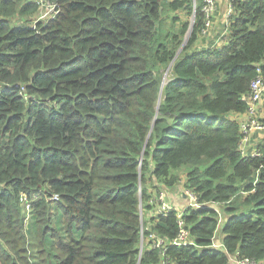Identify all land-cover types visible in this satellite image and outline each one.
I'll return each mask as SVG.
<instances>
[{"label":"trees","instance_id":"trees-1","mask_svg":"<svg viewBox=\"0 0 264 264\" xmlns=\"http://www.w3.org/2000/svg\"><path fill=\"white\" fill-rule=\"evenodd\" d=\"M55 1L43 20L38 0H0V264H159L141 234L174 237L176 212L140 210L181 168L229 216L216 249L217 212L185 209L194 245L169 246V263L264 264V153L242 157L229 118L264 72V0L235 1L227 43L202 49L200 0Z\"/></svg>","mask_w":264,"mask_h":264},{"label":"built area","instance_id":"built-area-1","mask_svg":"<svg viewBox=\"0 0 264 264\" xmlns=\"http://www.w3.org/2000/svg\"><path fill=\"white\" fill-rule=\"evenodd\" d=\"M216 1L217 0H201V13H202V26L200 32L202 35L210 32L212 28L215 12H216ZM235 0H228L226 3V8L224 11V25L229 27L230 17L234 11ZM41 5V4H40ZM39 5V7H40ZM59 8L56 3L48 4L45 11L39 16L43 20L51 19L55 14H57ZM264 94V74L262 73L261 64H255V75L252 77L249 83L248 92L242 96L246 101V109L244 112V118L239 121V129L241 132V138L238 143V150L242 157L245 156H261L259 150L253 152H248L246 145L249 141L250 133L254 131H264V121L258 116V104L262 99ZM183 194L186 198V207L198 208L202 206H207L210 202H199L196 198V194L190 188H185ZM29 196L21 192L19 195V202L23 211L24 220L28 221L32 216V203L28 199ZM50 200L56 201L58 199L57 194H52L49 196ZM156 203L157 213L161 215H167L169 211L174 210L173 206L170 205L164 196V192H160L156 198L150 200V203ZM176 213V225L177 232L172 238H167L160 235L156 231H150L147 235V244L151 248H156L159 250L160 261L159 264H170L169 259L166 256V251L170 245H194V241L189 237V229L184 219L182 218L181 211H175ZM155 213V212H154ZM211 247H217L216 243L211 241L209 245ZM232 264H260V261L250 260L245 257L232 256Z\"/></svg>","mask_w":264,"mask_h":264},{"label":"crops","instance_id":"crops-1","mask_svg":"<svg viewBox=\"0 0 264 264\" xmlns=\"http://www.w3.org/2000/svg\"><path fill=\"white\" fill-rule=\"evenodd\" d=\"M227 1L228 0H217L216 1V12H215L216 15L214 17V21H213L214 25H212V28L218 27L219 23H223L224 24V11H225V8H226ZM235 1H237V0H235ZM192 2H193V5L195 6V0H192ZM200 4H201V0H200ZM194 13H195V9H194ZM194 13L191 14L190 18H194ZM225 29H226L225 30L226 31V35L223 37V39H219V37L216 36V33H217L216 29H214L211 34H210V32H208L207 34L202 35V36H199L200 35L199 34L200 32H199L198 35H197V39L194 42V46L193 47L195 49H202V48L209 47V46H219L220 47V46L226 44L227 41H228L229 30H228V27H225ZM262 65H264V63H262ZM262 73L264 74L263 69H262ZM243 95H245V93H243L241 95V98H242ZM245 103H246V101H245ZM257 108H258V116H259V118H264V94H263L262 99L259 102ZM229 118L235 119L236 121H241V119L244 118V112L243 113H237V112L233 113V112H231V113H229ZM237 148H238V146H237ZM246 149H247V151L249 153L253 152L255 150H259L261 152V154L264 153V133L254 132L251 137L249 136V141H248V143L246 145ZM252 157H255V156H252ZM180 173H181L180 180L177 183H175V184H173L171 186H167V187H165L163 185H159L158 189L152 188V186L149 184L147 193L149 195H151L152 197H155L156 192L159 191V190H162V192H164V194H165V200L170 205L173 206L175 211H181L182 212V218H183V211L185 209L191 208V207H186L185 206L186 205V198H185V196L183 194V190L186 187L184 185L185 174H184L183 168L180 169ZM246 195L247 194L242 190V193H240L241 199H243V197H245ZM196 198L199 201V198H198L197 194H196ZM206 202H210V204L207 205V206L211 207L212 209H214L217 212V225H216V228L214 230L212 240H213L214 243H216L219 246L212 247V248H216V249H218V248L221 249L222 248L223 249L224 247H223V244H222V239L225 237V234L222 232V227H223V224L225 223L226 218L229 215L224 211L225 204L215 203L213 201H206ZM242 206H240V209H239L240 213L245 212L246 209L249 207L248 205H245L246 207L242 208ZM198 208H200V207H198ZM198 208H191V209H198ZM156 210H157L156 203H154V202L151 203L150 207L149 208L146 207L145 210H144L145 218L150 220V218L157 216L158 213H157ZM239 211H238V213H239ZM22 213H23V211H22ZM176 213H175V216H176ZM140 214H141V211H140ZM32 221L33 220H31V219L28 220V221L24 220L25 226L28 225V223L32 222ZM148 224H149V221H148ZM188 229H189V227H188ZM147 230H150V229L147 228ZM143 237H144V235L141 234V239H140V243H139V251L140 252H141V250L143 248H148L147 242H145V244H146L145 246L143 245V240H144ZM189 237L194 241V238L190 234V229H189ZM170 246H180V245H170ZM232 256H237V255H234V254L233 255H229V259H230L229 260L230 261L229 264H232V258H231ZM159 261H160V256H159Z\"/></svg>","mask_w":264,"mask_h":264},{"label":"rangeland","instance_id":"rangeland-1","mask_svg":"<svg viewBox=\"0 0 264 264\" xmlns=\"http://www.w3.org/2000/svg\"><path fill=\"white\" fill-rule=\"evenodd\" d=\"M38 1H39V3H40L41 5H40V7H39V11H38V13H37V15H36V19L39 18V16L45 11V9H46V7L48 6V4H55V5H56V3H57V5H58V2L55 1V0H38ZM176 13L179 15L180 19H182V20L186 19V15L184 14L183 11H177ZM215 15H216V14H215ZM36 19H35V20H36ZM188 19H189V17H188ZM192 21H193V18H192ZM213 25H214V24H213ZM214 29L217 30L216 36H218L219 39H223V37L226 35V31H225L226 29H225L224 24H223V23H219V26H218V27H216V28H211V29H210V34L212 33V31H213ZM199 34H200L199 36H202L201 32H200ZM210 34H209V35H210ZM188 35H189V31H186V38H187ZM169 77H170V66H168V68H166V69H164V70L162 71V80H163V82H164V81H167V80L169 79ZM261 119L264 121V118H261ZM254 132L264 133V131H254ZM254 132L250 133L249 136L251 137V136L253 135ZM245 207H246L245 205L242 206V208H245ZM144 210H145V208H143V209L140 210V211H141V213H142V218H143V219H146V218H145ZM145 242H147L146 239L143 240V245H144V246L146 245Z\"/></svg>","mask_w":264,"mask_h":264},{"label":"water","instance_id":"water-1","mask_svg":"<svg viewBox=\"0 0 264 264\" xmlns=\"http://www.w3.org/2000/svg\"><path fill=\"white\" fill-rule=\"evenodd\" d=\"M162 85H163V81H161L160 88L162 87Z\"/></svg>","mask_w":264,"mask_h":264}]
</instances>
